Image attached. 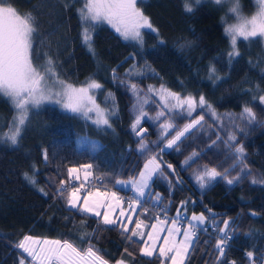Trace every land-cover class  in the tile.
Listing matches in <instances>:
<instances>
[{
  "label": "trees",
  "instance_id": "1",
  "mask_svg": "<svg viewBox=\"0 0 264 264\" xmlns=\"http://www.w3.org/2000/svg\"><path fill=\"white\" fill-rule=\"evenodd\" d=\"M6 2L18 14L31 13L35 18L34 67L43 71L51 59L61 80L77 85L96 81L102 86L94 89V96L106 110L110 127L45 101L29 110L25 130L13 145L7 135L16 112L0 98V264H19L21 256L26 257L15 247L24 236L39 242L67 240L81 250L91 244L108 264L120 260L169 264L158 252L143 254L144 235L132 237V226L125 232L118 224L103 225L101 217L71 208L69 190L80 183L60 187L72 180L70 167L92 165L89 187L113 190L126 204L125 193L132 194L130 188L120 187L116 180L135 178L153 155L162 171L150 181L144 204L160 202L169 214L179 211L187 217L201 212L206 217L202 225L207 228L193 238L184 264H218L215 245L224 235L219 232L224 220L229 221L225 230L229 240L219 264H259L264 253V183L252 180L264 181V103L259 100L264 95V39H239V55L229 62L232 48L218 19L222 9L210 0L200 4L196 0H139L137 7L155 31L144 28L140 40H125L106 21L92 22L93 54L84 43L87 25L79 12L85 0ZM243 3L250 12L251 0ZM186 4L191 12L185 10ZM161 86L181 98L193 97L195 109L189 115L186 107H166ZM201 96L206 100L204 106L198 103ZM141 97L147 98L143 107L147 115L138 126L145 131L138 136L131 125L139 114L134 105ZM168 103L175 105L176 101ZM245 107L252 109L254 120L243 113ZM160 112L164 116L157 119ZM200 116L204 120L176 146L165 149L164 139L154 142L162 122L173 123L174 131ZM238 121L246 123L245 129H239ZM229 136L235 139L229 141ZM141 140L146 151L139 149ZM241 145L243 163L235 159V147ZM190 153L196 155L183 166ZM195 166L215 168L222 175L206 178L201 187L189 174ZM224 174L228 179L240 178L229 184ZM142 209L143 205L136 214L147 232L157 214ZM248 251L254 253L252 260L246 256Z\"/></svg>",
  "mask_w": 264,
  "mask_h": 264
},
{
  "label": "snow or ice",
  "instance_id": "2",
  "mask_svg": "<svg viewBox=\"0 0 264 264\" xmlns=\"http://www.w3.org/2000/svg\"><path fill=\"white\" fill-rule=\"evenodd\" d=\"M139 0H85L83 8L79 10L80 18L87 25L83 30L84 43L88 47L90 52H93L91 31L90 29L94 26L92 22L106 21L111 25L117 33H119L125 40L141 39V29L147 28L155 31L153 26L142 10L137 7ZM202 0H196L197 4H200ZM185 10L191 12L192 9L186 4ZM35 18L31 13L18 14L16 9L7 4L6 0H0V98L6 100L12 107L17 115L13 116V128L10 129L7 139L13 144L18 143V139L21 137L23 131L25 130L26 123L29 118V110L32 108H39L45 101H54L60 104L63 108L70 110L74 113H81L85 117L89 116V113H96V120L94 123L108 125L109 119L106 114L105 109L100 108L96 104L95 99L90 95L91 89H99L102 86L96 81H91L87 87H81L79 89L73 88L71 85L64 84L63 81H57L60 85V90L53 92L48 86L47 81L51 80L55 75L53 63L51 59H48L47 63L42 66L43 71L34 67L31 58L33 49V34L36 32ZM264 37V27H254L251 31L239 32V39L244 41L250 40V38ZM236 35H233L230 40V45L232 51L228 53L229 62L233 60L235 56H238L237 51L238 40ZM39 58V57H38ZM211 71L214 73L215 68ZM132 90L135 92L136 85L133 84ZM152 89L150 88L149 91ZM161 99L165 101L166 107H176L184 108L186 107L189 115L195 109L196 100L189 96L186 98H181L179 94L169 91L168 89L161 86L160 89ZM111 95V94H109ZM169 100H175V105H170ZM261 103H264V95L259 97ZM199 105L204 106L206 100L203 96L199 98ZM136 106L134 105V108ZM211 109V106H208ZM243 113L247 115L249 120L255 119V114L251 108L245 107ZM147 113L144 112L143 107L139 108V114L135 116L134 122L131 127L136 135L141 136L144 129H139L138 126L141 123V119L146 116ZM213 115L215 112L213 110ZM164 116V112L157 114V119ZM204 120L203 116L199 119H193L190 123L185 124L182 128H178L175 135L171 139L167 140L166 147L172 148L178 144L186 133L194 129L197 125ZM176 126L167 122L161 125V128L165 133L169 129L175 128ZM234 136H229V141L234 140ZM139 149L141 151L147 150V145L143 140L139 142ZM235 153L237 154L235 159L239 163H243L244 159V147H235ZM193 155H196L193 153ZM45 158L46 154H45ZM190 159V158H189ZM86 169H91L92 165H85ZM169 168L172 165H168ZM235 167V164L233 165ZM247 166L245 165V168ZM244 171V169H241ZM78 169L70 168L68 169L69 176L76 173ZM162 171L160 163L158 162V157L153 155L143 166V170L139 172L138 178H133L131 181H121L116 180L117 184L131 183L133 190L139 197L145 195V190L149 187V182L153 179V176ZM228 170L225 169V173ZM86 176H91L90 171L85 173ZM222 173L218 172L215 168L208 169L197 176V180L200 182L201 187L205 185V177L208 179H213L217 176H221ZM26 179H30L27 174H25ZM79 179V177H76ZM224 178L229 184H232L235 180L240 177H233L228 179L227 175L224 174ZM30 182L35 183L34 180L30 179ZM264 181H257L253 178L252 183ZM83 187V185H81ZM80 191L79 188H74L68 199V204L71 208H77L79 204L80 197L77 193ZM92 195L91 193L89 194ZM106 193H96V196H105ZM111 198L116 201L117 206L120 203V197L112 192ZM156 199L159 200V194H156ZM139 201L133 200L132 203L136 204ZM105 207V204L100 200H92L90 203L89 198L85 197L82 205H79L78 210L83 213H91L96 217H102L103 225H114L117 220L113 218L110 214L112 212V205L109 204L108 210L103 213L99 210ZM120 215L123 216L124 212L121 211ZM177 215H180L179 211ZM131 220V217H128ZM206 217L204 214L191 216V220L188 223V227L183 229V239L177 240L175 237L181 233V228L178 226V221L173 219L172 226L167 229L168 236L164 239V246L159 248V255L165 257L171 261V264H184L185 258L189 252V248L192 245L193 237L196 235L197 225L193 222H199V224H204ZM98 224L101 221L97 222ZM166 221H157V224H164ZM157 224L152 225L153 231L148 234V239L152 241L149 245L145 242V247L141 249L145 256H152L155 249V241L158 236L155 234L158 232ZM223 228L219 229V232L224 233L222 237H219L216 242V249L218 250L217 262L219 264L221 258L225 256L226 245L228 243L229 237L228 233L225 231L229 228V221H223ZM143 226L142 221H136V229L131 230V236H141L144 233L139 231ZM124 231H129L128 228H124ZM87 235H91L88 233ZM126 239H131V237H126ZM16 248L22 250V253L26 254L21 256L19 264H26V259L28 264H108L94 247L90 244L87 249L81 250L74 246L73 243L65 240H45L39 242L33 239L31 236H24V238L15 245ZM246 256L249 260H252L254 253L253 251H248ZM117 264H126L124 260L117 261ZM235 264V261L232 262ZM255 264V262H253ZM259 264H264V253L260 254Z\"/></svg>",
  "mask_w": 264,
  "mask_h": 264
},
{
  "label": "rangeland",
  "instance_id": "3",
  "mask_svg": "<svg viewBox=\"0 0 264 264\" xmlns=\"http://www.w3.org/2000/svg\"><path fill=\"white\" fill-rule=\"evenodd\" d=\"M251 6H252V4H250ZM249 6V5H248ZM247 5H244V8L246 9V11H247ZM144 29V28H143ZM142 30V29H141ZM263 39H264V37H262ZM262 45L264 46V41H263V43H262ZM57 81H63L64 82V84H66V85H71L73 88H76V89H79V88H81V87H87V85L91 82V81H87L86 83H83V84H79V85H77V84H72V83H70V82H67V81H64V80H61L60 78H58L56 75H54L53 77H52V79L51 80H48L47 81V83H48V86L52 89V91L53 92H57V91H59L60 90V85H59V83L57 82ZM90 95H92L93 96V98L95 99V96H94V89H91L90 90V93H89ZM54 102V101H53ZM95 102H96V104H98L97 103V101H96V99H95ZM147 103V98H143V97H141V99L139 100V101H137V105H136V108H137V110H135V111H138L139 110V108L142 106V107H144V105ZM60 107H61V105L60 104H58ZM99 105V104H98ZM100 106V105H99ZM100 108H102V109H104L102 106H100ZM135 108V109H136ZM63 109V108H62ZM65 109V108H64ZM67 110V109H66ZM70 111V110H69ZM106 111V110H105ZM78 114H80L81 116H84V115H82L81 113H78ZM106 114H107V112H106ZM16 115H17V113H16ZM85 117V116H84ZM241 117V116H240ZM85 118H87V119H89V120H91V121H95L96 120V113L95 112H92V113H89V116L88 117H85ZM151 119L152 120H155L154 119V117H151ZM243 120H244V118H243ZM169 122V121H168ZM191 121H188V122H186L185 124H188V123H190ZM164 123H167V121H164V122H162L160 125H159V128H158V138H156V140L154 141V142H156V141H158V140H162V139H164L163 140V147L165 148V149H167V147H166V144H167V140L168 139H171L172 138V136H174L175 135V132H176V130H174L173 131V128L172 129H169L168 130V132L167 133H165L164 131H163V129L161 128V125L162 124H164ZM184 124V125H185ZM183 125V126H184ZM238 125H239V129H245L244 127H245V125H246V123L245 122H242V121H238ZM171 131V134L170 135H168V133ZM167 137V138H166ZM195 155H193V153H190L189 154V156L187 157V158H185L184 159V161L182 162V164H183V166H186L192 159H193V157H194ZM190 158V159H189ZM160 163V162H159ZM85 165H82V166H79V167H77V166H73V167H70V168H76V169H78V171L76 172V173H74L72 176H70V178L75 182V183H80V182H83V183H85V182H87V180L88 179H92L93 178V174L91 175V176H86L85 175V173L86 172H88V171H90L91 172V169H86L85 167H84ZM69 168V169H70ZM208 168V167H207ZM208 169H211V168H208ZM143 170V169H142ZM141 170V171H142ZM206 170V167H203L202 169H201V167H199V166H195V167H193L192 169H190V171H189V174H190V177L193 179V181L197 184V185H199V186H201L200 185V182L197 180V176L198 175H200L201 173H203L204 171ZM92 173V172H91ZM157 173H160V172H157ZM79 177V179H77L76 177ZM138 176H139V173L137 174V176L135 177V178H138ZM161 177L163 178L164 177V175L163 174H161ZM206 178L207 177H205V180H206ZM132 179H129V180H121V181H131ZM150 183V182H149ZM120 187H129L130 189H131V193H132V200L131 201H133V200H136V201H139L138 203H136V204H133L132 205V207H129V204L128 203H124V200L118 195V193L117 192H115V191H113V190H101L100 188H98V187H89L88 189H86L85 190V192H82L81 190L77 193V195L80 197V200H79V204H78V208H79V205H82L83 204V202H84V198L85 197H88L89 198V201H90V203L92 202V200H94V199H96V200H100L101 202H103L104 204H105V207H103V208H100L99 210L103 213L104 211H107L108 210V205L109 204H111L112 205V212L110 213L112 216H113V218L114 219H116L117 220V223L116 224H118L119 226H123L124 228L126 227V228H129L130 226H132V222H133V219H134V216H135V214H136V211H137V209H138V207H139V204L144 200V197L147 195V193H148V188L145 190V195L143 196V197H139L137 194H136V192L133 190V188H132V185H131V183H124V184H118ZM76 188H78V187H76ZM74 188H70V190H69V198H70V194H71V192H72V190H73ZM112 192H115L116 193V195L118 196V197H120L121 199H120V203H119V205L117 206V204H116V201L113 199V198H111V193ZM92 194L91 196L89 195V194ZM96 193H106V194H108L107 195V197H105V196H96ZM68 198V199H69ZM67 204H68V201H67ZM69 205V204H68ZM70 206V205H69ZM121 211H123L124 212V215L123 216H121L120 215V212ZM91 214V213H90ZM193 214H196V215H200V214H202L201 212H194V213H190V214H187V218H188V223H189V221L191 220V216L193 215ZM93 215V214H92ZM128 217H131V220H129L128 219ZM101 219H102V217H101ZM135 219H137L136 217H135ZM163 221V220H161L160 218H157L156 220H153V224L152 225H154V224H157V221ZM173 220V219H172ZM172 220H170V221H166V223H164V224H162V225H160V224H157V227H158V229H160V230H158V232L155 234L156 236H158V239H156V241H155V251H158V253H159V248L160 247H162V246H164V239H165V237H167L168 236V232H167V229L168 228H170L171 226H172V224H171V222H172ZM188 223H186L185 225H183L182 227H180L181 228V233L180 234H178L175 238L179 241V240H181V239H183V229H185V228H187L188 227ZM194 224H196V225H202V224H199V222H193ZM153 231V229H152V226H151V228H150V230H149V232H148V234L149 233H151ZM145 242H147V244H149V245H151L152 244V241H150L149 239H148V235L145 237V241H144V244H143V248L145 247ZM190 249V248H189ZM187 257V256H186ZM185 260H186V258H185ZM185 262V261H184ZM169 264H171V261L169 262Z\"/></svg>",
  "mask_w": 264,
  "mask_h": 264
},
{
  "label": "clouds",
  "instance_id": "4",
  "mask_svg": "<svg viewBox=\"0 0 264 264\" xmlns=\"http://www.w3.org/2000/svg\"><path fill=\"white\" fill-rule=\"evenodd\" d=\"M211 4L222 9L219 23L223 35L231 40L239 39V32L251 31L254 27H264V0H251L252 10L246 11L243 0H210Z\"/></svg>",
  "mask_w": 264,
  "mask_h": 264
},
{
  "label": "built area",
  "instance_id": "5",
  "mask_svg": "<svg viewBox=\"0 0 264 264\" xmlns=\"http://www.w3.org/2000/svg\"><path fill=\"white\" fill-rule=\"evenodd\" d=\"M72 183H73L72 181L64 182V183L61 184L60 187L63 188V189H67L68 187H70L72 185ZM91 184L92 183L90 181H88L86 184H79L78 187L80 189H84L85 187L91 186ZM81 185H83V187H81ZM125 197L128 198V196L126 194H125ZM142 205H143V210L144 211L150 209V210L154 211L157 215H159L162 220H167V219H169V218L172 217L170 214H168L166 212L165 206H164L163 203H160V202H151L149 204L142 203ZM176 220L178 221V226L179 227H181L183 224H185V218H184V216H181V217L177 218ZM206 228H207V226H205V225L204 226L203 225L202 226H197L196 235L201 230H203V232H204V229H206ZM196 235L194 237H196Z\"/></svg>",
  "mask_w": 264,
  "mask_h": 264
},
{
  "label": "crops",
  "instance_id": "6",
  "mask_svg": "<svg viewBox=\"0 0 264 264\" xmlns=\"http://www.w3.org/2000/svg\"><path fill=\"white\" fill-rule=\"evenodd\" d=\"M130 191H131V189H130ZM132 205H133V203H131V204H129V207H132ZM139 207H140V205H139ZM138 207V208H139ZM138 212V209H137V211H136V213ZM136 215L137 214H135V216H134V219H133V222H132V230H134V229H136V221H142L143 222V226L141 227V229L139 230V231H141V232H143L144 233V241H145V237L148 235V232H149V230H150V228H151V226H152V222L150 223V226H149V228H148V230H147V232H144L145 230H144V227H145V222L142 220V218H140V216H138L137 215V217H136ZM135 217L137 218V219H135ZM157 218H155L154 220H156ZM123 227V226H122ZM154 252H158V251H154Z\"/></svg>",
  "mask_w": 264,
  "mask_h": 264
}]
</instances>
